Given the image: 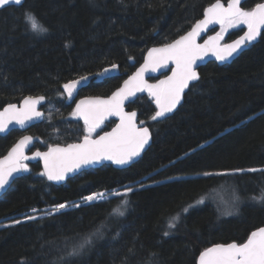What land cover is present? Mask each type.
<instances>
[{
    "label": "trees",
    "instance_id": "16d2710c",
    "mask_svg": "<svg viewBox=\"0 0 264 264\" xmlns=\"http://www.w3.org/2000/svg\"><path fill=\"white\" fill-rule=\"evenodd\" d=\"M213 1L25 0L0 8V108L45 95L54 108L51 120L35 129L39 147L81 137L85 128L71 115L73 103L62 97V85L116 65L121 75L93 78L83 88L84 94H108L149 47L185 33ZM260 1L249 0L247 8ZM25 12L48 33H33ZM200 75L165 120H152L154 99L139 95L132 108L152 129L153 143L130 167L106 165L54 185L41 175L39 163L29 164L0 199V264H198L206 248L242 243L263 226L264 203L251 197L264 192V32L232 63L209 62ZM18 137V131L0 137V156ZM130 185L137 188L127 197L55 210ZM224 192L235 202V214L216 200ZM124 198V215H113ZM30 212L36 219L15 222ZM178 214L170 229L169 220ZM85 238L91 243L69 256Z\"/></svg>",
    "mask_w": 264,
    "mask_h": 264
},
{
    "label": "snow or ice",
    "instance_id": "6c2138e0",
    "mask_svg": "<svg viewBox=\"0 0 264 264\" xmlns=\"http://www.w3.org/2000/svg\"><path fill=\"white\" fill-rule=\"evenodd\" d=\"M24 0H0V8L9 5L22 6ZM241 0H229L225 7L220 0L208 7L204 13V19L198 21L192 31L172 43L165 44L161 48H153L148 53V60L144 65L124 82V87L118 89L107 100L100 98L89 101L81 100L76 105V110L72 116H80L84 120L88 135H85L83 142L79 144H69L66 147H50L48 152H36L35 156L44 160L45 171L41 175H46L49 180H64L67 173L74 172L84 165L98 163L102 160L113 161L117 165H126L138 157L150 139V132L147 127H138L136 124V112L125 113L123 110L124 100L135 94L136 91H143L147 87L149 94L154 98L156 107L151 117L152 120L163 118L166 114L173 112L183 99L185 89L190 82L199 80V74L195 70L197 59L211 51L218 60L224 61L232 57L234 53L241 49L242 45L255 41L264 29V3H258L251 10L240 7ZM24 19L28 23L33 33L46 35L48 28L37 23V18L31 12H25ZM218 23L221 25V32L215 36H210L204 43L197 44L196 38L200 32L205 30L208 24ZM246 25L247 31L239 39L229 44L221 45L223 32L227 28ZM69 46L68 43L65 44ZM175 63L172 75L165 80L159 81L156 85H147L143 81V74L151 68L155 71L157 67L166 66L168 62ZM116 65H113L115 68ZM108 70L105 69V72ZM87 80L86 76L74 79L62 85L63 90L69 98L76 91L81 81ZM43 96H29L24 100V107L18 109L15 104H9L0 112V132L7 129L8 124L15 121L21 126L26 121L34 117L39 118L43 113L36 110V105L43 101ZM110 115L120 117V123L111 132H106L98 139H91L92 133L100 126L103 120ZM32 140L30 136H24L17 143L3 160H0V189H4L9 180L13 178V173L28 171L27 164L24 163L29 157L24 155V148ZM234 171L243 172L238 169ZM255 172L257 169H248ZM264 171V170H262ZM230 173H216L215 175H228ZM205 175H213L205 173ZM133 191L132 187L118 195L127 197ZM113 195H117L113 193ZM104 193L96 192L83 197L85 203L101 200ZM237 201L239 197L235 198ZM251 199L258 203H264V192ZM203 203V199L197 201ZM128 200H121V206L114 209L112 214L123 216ZM79 207L78 204L73 205ZM67 207L65 204L55 206V210ZM191 207V205H189ZM33 211H37L33 209ZM184 212L187 208L183 209ZM227 214H231L230 212ZM179 214L169 220L168 227L174 228L175 222L179 220ZM28 219H36L29 216ZM20 223V221H16ZM167 235V232H165ZM91 243V238H85L81 243L74 246L69 252V256L79 255L85 247ZM199 264H264V227L252 231L247 240L242 243L231 242L227 244H216L205 249L199 255Z\"/></svg>",
    "mask_w": 264,
    "mask_h": 264
},
{
    "label": "water",
    "instance_id": "95a60500",
    "mask_svg": "<svg viewBox=\"0 0 264 264\" xmlns=\"http://www.w3.org/2000/svg\"><path fill=\"white\" fill-rule=\"evenodd\" d=\"M246 0H241V3H240V7L243 8V4ZM25 2V0H24ZM23 2V4H24ZM220 2L225 6L227 7L228 3H229V0L228 1H225V0H220ZM216 3V0L211 3L210 5H208L205 10H204V13L206 11V9L208 7H210L212 4ZM261 3H264L261 2ZM22 4V5H23ZM11 6V5H9ZM16 6V5H14ZM6 7V6H5ZM204 13H203V16L202 18H200L199 20H197L189 30H187L185 33L181 34L180 36H178L177 38H175L174 40H172L171 42L169 43H172L173 41L179 39L181 36L183 35H186L188 32L192 31L193 27L195 26V24L200 21V20H203L204 19ZM221 26L220 24L218 23H212V24H208L206 29L201 31L199 36L196 38V43L197 44H203L205 40H207L210 36H215L217 34V32H214L212 33L211 35H209L208 37L207 34L208 32H210L211 30H213L214 28L216 27H219ZM247 29L244 31L246 32ZM244 32L237 38L229 41V42H226V43H222L223 39L220 41L221 45H224V44H229V43H232L233 41L239 39L241 36L244 35ZM264 32V29H261V34L260 36L257 37V39L255 41H252L251 43H247L245 45H242L241 49L238 50V52L234 53L232 57L228 58L227 60H224V61H221V60H218L215 55H213V53L211 51L207 52V54L203 55L202 58L200 59H197L196 61V64H195V70L196 72L199 74V80H200V69L202 67H204L205 65H207L209 62H217L218 64H230L232 63L235 59H237L241 54L242 52H244L245 50H247L251 45H254L255 43H257L259 41V39L261 38L262 34ZM169 43H166V44H169ZM165 44L163 45H155V46H152L151 48H149V50L147 51L146 55H145V58H144V61L131 73L127 76V78L123 81V83L121 84V86L119 88H117L114 92H116L118 89L124 87V82L126 80H129L130 77L134 76L135 73L141 68L142 65H144L145 61L148 60V53L151 49L153 48H161L163 47ZM175 63L174 62H168L166 66H160V67H157V69L155 71H152L151 68H149V70L145 71L144 74H143V81L148 85V81L149 79L151 78H156V77H160L162 75H165L164 77V80L168 77V76H171L172 75V70L175 69ZM108 71L107 72H104L106 76H111L115 73L116 71V67L113 68H108L107 69ZM87 80H84V81H81V83L77 86L76 90H78L79 88H82L84 86H86L88 84V82L91 80L92 78V75H87ZM80 78V77H79ZM77 78V79H79ZM199 80H196V81H192L190 82L189 84V87L187 89H185V92H184V96H183V99L181 100V103L177 106V108L171 112V113H168L166 114L165 117L163 118H159L160 120H165L167 119L168 117H170L173 113H175L180 107L181 105L184 103V100H185V95L188 93L190 87L197 83ZM147 89V87L144 88L143 91H136L134 95L132 96H129L127 99L124 100V103H123V110L125 113H131V112H136L137 116H136V124L138 127H147L149 129V132H150V139L148 141V144L145 145L143 151L140 153V155L138 157H135L133 159V161L129 164H126V165H117L115 164L113 161H110V160H102L98 163H94V164H88V165H84L82 166L81 168L77 169L76 171L74 172H69L67 173L66 177L64 180H61V181H55V180H49L47 178L46 175H44L46 177V179L51 183V184H54V185H63V184H66L68 183V181L70 179H73L75 178L76 176L80 175L81 173H83L84 171H87V170H94V169H98V168H102L106 165H112L113 167L117 168V169H125V168H128L130 167L131 165L135 164L136 162H138L142 157L143 155L145 154V152L149 149V147L152 145L153 143V135H152V131L151 129L148 127V126H145L144 122H139V113L137 110H131V111H127V106L134 102L137 98V96L140 94V93H143L145 90ZM76 92V91H75ZM74 92V93H75ZM112 92L109 96H85V97H82L80 98L77 102H76V105L80 103L81 100H84V101H89L91 99H95V98H100L102 100H107L109 97L112 96V94L114 93ZM39 96H43L45 99L43 101H41L40 103H38L36 105V110L43 113V115L39 118H36L34 117L32 120L30 121H26L25 122V125L24 126H21L20 124L16 123L15 121H13L12 123L8 124L7 126V129L4 131V132H0V136H5L7 135L10 131H12L13 129H19L21 131H27L32 125H35L39 122H42L44 120V115H45V111L41 108L47 101V98L44 96V95H39ZM39 96H32V97H39ZM29 96H26L25 98H27ZM25 98L20 102V103H12V104H15L17 106L18 109H22L24 107V100ZM9 104H7L6 106H4L2 109H0V112H3L4 108L7 107ZM263 112V111H261ZM256 116V115H255ZM255 116L243 121V123L253 119ZM79 120L83 121V118L80 117V116H77ZM114 119L117 121V124L109 131H106V132H111L114 128H116V126L120 123V117L119 116H115V115H110V116H107L103 122L100 124L99 127H102L105 125L106 121H108L109 119ZM98 127V128H99ZM104 132V133H106ZM104 133L96 136V137H91V139L95 140V139H98L99 136L103 135ZM24 136H30L32 137V140L27 144V146L24 148V155L29 157V159L25 160V162H28V163H36V162H40L41 163V167H42V171L44 172L45 171V168H44V160L42 157H38V156H35V153L36 152H41V153H45V152H48L49 148L50 147H56V146H60V147H66L67 145L69 144H79V143H82L83 142V139L80 140V141H76V142H71V143H67V144H61V143H56V144H53L51 146H49L48 148L46 149H40V148H36L34 151L31 152L32 148L35 146V138L33 137V135L31 134H24L22 137H20L16 142L15 144L7 151V153H5L4 155L0 156V160H3L6 156H8L9 152L12 150V148L17 144L19 143V141L24 137ZM24 175V171H21V172H16V173H13V178L9 180V183L7 185H5L4 189H0V199H2L7 193L8 191L13 187L15 181L22 177ZM260 227H264L263 226H260ZM258 227V228H260ZM258 228H256L255 230H257ZM253 230V231H255ZM233 242H236V241H233ZM245 242V241H244ZM231 243V242H230ZM238 243V242H237ZM217 244H227V243H217ZM216 245V244H214ZM214 245L210 246V247H213ZM208 247V248H210ZM207 249V248H206ZM204 251V250H203ZM202 251V252H203ZM198 264H199V257H198Z\"/></svg>",
    "mask_w": 264,
    "mask_h": 264
},
{
    "label": "flooded vegetation",
    "instance_id": "af4514ba",
    "mask_svg": "<svg viewBox=\"0 0 264 264\" xmlns=\"http://www.w3.org/2000/svg\"><path fill=\"white\" fill-rule=\"evenodd\" d=\"M225 1H228V0H225ZM248 1L249 0H246L245 2H244V4H243V9H245V10H251L252 8H254L255 7V5L256 4H258V3H261V2H263L264 0H261L260 2H257V3H255V4H253L250 8H247V3H248ZM214 2V1H213ZM212 2V3H213ZM211 4V3H210ZM209 4V5H210ZM208 6V5H207ZM206 6V7H207ZM205 7V8H206ZM205 10V9H204ZM203 13H204V11H203ZM202 16H203V14H202ZM202 16L200 17V18H202ZM199 18V19H200ZM199 19H197V20H199ZM196 20V21H197ZM247 29V26L245 25V26H242V27H239V28H236V29H233V30H231V31H229V32H227L226 34H224L223 33V37H224V39H223V41H222V43H226V42H229V41H231V40H233V39H235V38H237V37H239L245 30ZM220 30H221V26H219V27H216V28H214L213 30H211L210 32H208V34H207V36L206 37H208L209 35H211L212 33H214V32H217V33H220ZM234 30H238L239 31V33H238V35H236L235 37H233V38H229V33L230 32H232V31H234ZM172 40H174V39H172ZM172 40H170V41H168V42H166V43H169V42H171ZM166 43H163V44H166ZM163 44H157V45H163ZM153 46H155V45H153ZM152 47V46H151ZM151 47H149V48H151ZM149 48L147 49V51L149 50ZM147 51H146V53H147ZM146 53H145V55H146ZM145 55H144V58H145ZM144 58H143V60L139 63V64H137V66H136V68L144 61ZM217 63V62H216ZM111 67H113V66H111ZM111 67H108V68H111ZM108 68H106V69H108ZM135 68V69H136ZM134 69V70H135ZM133 70V71H134ZM132 71V72H133ZM105 69L101 72V73H103L104 74V78L103 79H98V74H100V73H98V74H96V75H92V78H91V80L88 82V84L87 85H89L90 84V82L92 81V79L94 78L95 79V81L97 80V81H101V80H104V79H106V78H110V77H113V76H117V75H121V71H120V68L118 67V66H116V71H115V73L113 74V75H111V76H106L105 75ZM132 72H130L129 74H131ZM128 74V75H129ZM128 75H126V76H124L123 78H122V80H121V82L112 90V91H110L108 94H105V95H90V94H84L83 93V88L84 87H86V86H84V87H82V88H79L78 90H76V92L75 93H73V98L72 99H68V97L66 96V92L64 91L63 92V94H62V97L64 98V99H66V102H70V103H73V107H74V111L76 110V102L80 99V98H82V97H85V96H109L112 92H114L117 88H119L120 86H121V84L123 83V81L127 78V76ZM166 75V74H165ZM165 75H162V76H160V77H156V78H151V79H149V81H148V85H149V83L150 82H152V81H154V80H157V79H162V80H164V77H165ZM84 76H87V75H84ZM81 77V76H80ZM77 78H79V77H77ZM77 78H75V79H77ZM74 80V79H73ZM71 81V80H70ZM146 91H147V89L143 92V93H140L139 95H141V94H146L148 97H150V98H152L150 95H148L147 93H146ZM139 95L137 96V98L139 97ZM27 96H39V95H27ZM45 96V95H44ZM26 97V96H25ZM25 97H23L21 100H19V101H15V102H12V103H20ZM46 98H47V101H46V103L41 107L44 111H45V115H44V120L42 121V122H39V123H37V124H35V125H32L27 131H21V130H19V129H13L12 131H10L7 135H9L11 132H13V131H18L19 132V137L16 139V141L20 138V137H22L24 134H31V135H33V137L35 138V146L32 148V150H31V152L32 151H34L36 148H40V149H46V148H48L49 146H51V145H53V144H56V143H61V144H67V143H71V142H76V141H80V140H82L83 138H84V136L85 135H88V133H87V130H86V127H85V125H84V122L83 121H81V120H79L78 119V117L77 116H73L74 118H76L77 120H78V122H80V124L82 125V126H84V133H83V135L81 136V137H79V138H77V139H75V140H70V141H63V140H59V141H57V142H53V143H51V144H49V145H47L46 147H44V148H41V147H39V141H40V137H39V135L35 132V129H36V127L38 126V125H42V124H45V123H47V122H49L50 120H51V117H48V114H50L51 113V116L53 115L52 114V112H53V106H50L49 105V98L47 97V96H45ZM137 98H136V100H137ZM152 99H154V98H152ZM135 100V101H136ZM134 101V102H135ZM134 102H132V103H130L128 106H127V111H131V110H137V109H134V108H132V106H133V103ZM12 103H8V104H12ZM7 105V104H6ZM5 105V106H6ZM4 107V106H3ZM3 107H1L0 109H2ZM50 108H52L51 109V111H49V109ZM56 109H54V111H55ZM138 111V110H137ZM138 113H139V111H138ZM139 122H144V124H145V126H148L149 128H150V126L149 125H147L146 123H145V121L144 120H142L141 119V117H140V113H139ZM117 124V121L116 120H114V119H109L108 121H106V123H105V125L104 126H102V127H99V128H97L93 133H92V135H91V137H96V136H98V135H100V134H102V133H104V132H106V131H109V130H111L115 125ZM151 129V128H150ZM151 131H152V129H151ZM60 133V132H59ZM7 135H5V136H0V137H6ZM153 135V134H152ZM15 141V142H16ZM15 142L9 147V149L15 144ZM8 149V150H9ZM7 150V151H8ZM7 151L5 152V153H7ZM4 153V154H5ZM3 154V155H4ZM2 156V155H1ZM40 164L41 165V163L40 162H36V163H28V162H25V164H27V166L30 164V165H35V164ZM41 169H42V167H41ZM94 170H96V169H94ZM87 171H89V170H87ZM25 172L26 171H24V174H25ZM43 172V171H42ZM85 172V171H84ZM82 174V173H81ZM67 184V183H66ZM63 185H65V184H63Z\"/></svg>",
    "mask_w": 264,
    "mask_h": 264
},
{
    "label": "rangeland",
    "instance_id": "374dc122",
    "mask_svg": "<svg viewBox=\"0 0 264 264\" xmlns=\"http://www.w3.org/2000/svg\"><path fill=\"white\" fill-rule=\"evenodd\" d=\"M242 26H245V25H238V26H236V27H231V28H227L223 33L224 34H226L227 32H229V31H231V30H233V29H236V28H239V27H242ZM220 32H221V30H220ZM104 78V74L103 73H100V74H98V79H103ZM162 79H157V80H154V81H152V82H150L149 83V85H156V84H158L159 83V81H161ZM146 93L148 94V95H150L149 94V91H148V89H147V91H146ZM66 96H67V94H66ZM151 96V95H150ZM68 97V96H67ZM152 97V96H151ZM73 98V96L71 97V98H69L68 97V99L70 100V99H72ZM153 98V97H152ZM51 109L52 108H50L49 109V111H51ZM48 117H51V113L50 114H48ZM127 187H132L133 188V190L134 189H136L137 187H135V186H132V185H130V186H127ZM127 187H125V188H122V189H116V190H110V191H107V192H104V198L103 199H101V200H97V201H103V200H108V199H110V198H112V197H115V196H118V194H121V193H123L125 190H126V188ZM223 191V190H222ZM226 191V190H225ZM113 193H116L117 195H113ZM215 196L213 195V198H214ZM216 200L218 201V202H220V204H221V202H222V206H223V208H224V210H225V212L226 213H236L237 211V209H236V206H235V202H234V200H233V205H231L229 202V198H228V195H227V192L225 193L224 192V194H223V196H222V199H221V196L220 197H218V198H216ZM92 202H94V201H92ZM81 203H84V201L83 200H81V201H77V202H72V203H69V204H65V205H67V207H65V208H63V209H68V208H73L74 206L73 205H76V204H78V205H80ZM59 210H62V209H59ZM48 211V210H47ZM52 211H55V210H50V211H48V212H46L47 214H49V213H51ZM45 213V214H46ZM29 216H33V212H30V213H24V214H22L21 216H20V219H18V220H16V221H20V222H22V221H26V220H28V217ZM15 221V222H16Z\"/></svg>",
    "mask_w": 264,
    "mask_h": 264
}]
</instances>
